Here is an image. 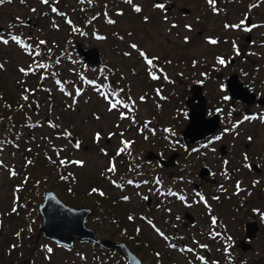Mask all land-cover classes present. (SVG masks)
<instances>
[{
    "label": "rangeland",
    "instance_id": "374dc122",
    "mask_svg": "<svg viewBox=\"0 0 264 264\" xmlns=\"http://www.w3.org/2000/svg\"><path fill=\"white\" fill-rule=\"evenodd\" d=\"M85 1L49 0L44 4L42 0H6L0 5V32L7 31L0 39H9L7 44L0 43V264H126L117 254L89 242L75 241L72 248L65 249L44 239L39 232L42 218L38 206L45 191L54 192L68 207L90 208L93 213L86 227L95 231L98 239L115 243L118 236L125 237L117 230L121 227L116 212L120 204L135 216L134 226L141 230L134 237L120 238L142 264H158L151 255L154 251L161 254L159 264H189L176 252L168 251L145 222H139L138 214H149L140 201L144 200L145 186L137 191L123 190L117 182L124 175V179L133 176L134 181H143L144 175L136 177L133 169L127 168L128 159L118 158L117 150L121 140L133 138L140 145L137 155L147 149L133 131V119L140 124L146 120L152 123L157 132L154 149L162 147L164 136L169 141L175 131L184 129L186 122L177 104L182 102L188 84L205 70L209 56L219 50L210 46L209 39L222 33L223 21L211 17L203 0H133L132 4L126 0ZM154 1L164 3L168 12L155 9ZM136 6L142 9L140 13L134 11ZM13 36L20 43L12 40ZM41 40L46 43L40 44ZM133 43L149 58L158 57L154 62L159 72L168 71L163 78L167 76L169 84L156 87L158 95L151 93L153 87L145 78L146 63L138 50L130 47ZM77 45L83 50L97 49L101 65H96V70L91 72L92 66L86 67L80 60ZM54 63L58 66L52 69ZM40 64L48 67L40 68ZM173 66H178L182 75L171 74ZM20 68L33 71L25 75ZM98 77L120 88L117 99L135 107L121 104L109 111L113 98L107 95L106 100L101 95L103 85ZM24 95L27 101L22 99ZM121 113L126 118L121 119ZM97 132L101 135L98 142ZM70 141L79 142L80 148ZM61 159L80 160L84 165L61 166ZM111 164L115 165L114 173L107 171ZM93 188L105 193L104 198L92 193ZM123 196L129 197L128 202H119ZM154 218L159 229L167 228L165 222ZM49 247L51 253L47 252ZM259 257L252 254L249 261L253 264Z\"/></svg>",
    "mask_w": 264,
    "mask_h": 264
},
{
    "label": "flooded vegetation",
    "instance_id": "af4514ba",
    "mask_svg": "<svg viewBox=\"0 0 264 264\" xmlns=\"http://www.w3.org/2000/svg\"><path fill=\"white\" fill-rule=\"evenodd\" d=\"M203 1L211 17L223 21L220 24L222 33L218 32L210 38L217 43H209L219 50L209 56L205 70H200V77L188 84L182 102L177 105L182 110L186 126L190 109H195L198 113L202 110L206 119L217 118L218 127L210 136L186 146L180 137L185 126L183 130L175 131L169 141L164 136L162 147L159 145L154 149L157 132L152 123L146 120L140 124L133 119L132 129L147 146L146 152L137 155L140 145L133 138L128 141L131 142L129 149L117 156L127 158V168H132L136 177L144 175V180L134 181L133 176L124 179V175L120 178L122 181L117 182V187L137 191L145 186L144 197L147 199L140 201H144L149 214L137 213L139 222H145L157 236L159 226L154 217L165 222L168 229H159L164 233L159 237L168 251L176 252L189 264H251L249 260L256 253L260 257L252 263L264 264V0H217L215 7L218 11H214L207 0ZM157 3L162 2L154 1V7ZM162 4L164 8L155 9L168 12L167 6ZM181 11L189 14L187 10ZM231 15L237 16L231 18ZM241 20L245 24L240 29L225 28L226 24H238ZM252 25L257 27L251 31L243 30ZM218 57L224 58L226 65L217 63ZM163 63V67L168 69L166 62ZM145 65V78L153 87L151 93L157 94L156 87L169 84V79L163 78L168 71L165 69L164 74L159 72L157 62L151 69ZM173 67L174 71H169L171 74L176 77L182 75L177 70L178 66ZM150 71L159 79L153 80ZM197 87L201 98L191 101L193 90ZM225 96L229 99L225 100ZM128 105L130 109L135 107L131 102ZM245 116L250 119L245 120ZM122 141L125 140H121L117 152L123 147ZM98 196L104 198L99 192ZM181 196L184 200L179 198ZM122 198L120 203L128 202ZM116 212L117 222L121 225L117 230L125 236H118L117 243H124L121 238L141 233V230L137 232L134 219L128 220L133 215L120 204H117ZM213 217L217 220L215 225L212 224ZM148 220L152 221L151 225ZM193 230L194 233L191 232ZM157 253L154 251L151 255L159 264L161 254L157 256ZM200 257L204 258L203 261Z\"/></svg>",
    "mask_w": 264,
    "mask_h": 264
},
{
    "label": "water",
    "instance_id": "95a60500",
    "mask_svg": "<svg viewBox=\"0 0 264 264\" xmlns=\"http://www.w3.org/2000/svg\"><path fill=\"white\" fill-rule=\"evenodd\" d=\"M77 53L84 63L91 66L101 65L97 49L83 50L77 45ZM200 98V90L197 87L193 90L191 101ZM188 117L189 123L180 133L186 146L210 136L218 127L217 118L206 119L202 110L198 113L195 109H190ZM70 142L75 147V143ZM43 197L38 212L42 218L39 232L44 239L67 249L72 248L75 241L89 242L103 251L118 253L127 264H141V260L124 243L98 239L95 231L86 227V221L93 213L91 209L68 207L52 191H45Z\"/></svg>",
    "mask_w": 264,
    "mask_h": 264
},
{
    "label": "snow or ice",
    "instance_id": "6c2138e0",
    "mask_svg": "<svg viewBox=\"0 0 264 264\" xmlns=\"http://www.w3.org/2000/svg\"><path fill=\"white\" fill-rule=\"evenodd\" d=\"M5 2H6V0H0V5L4 4ZM9 2H10V0H9ZM126 2H127L128 4H132V3H133V0H126ZM207 2H208L209 5L213 6V10H214V11H218V9L215 7V6H216V2H217V0H207ZM42 3H44V4H48V3H49V0H42ZM155 7H156V8H161V9H162V8H164V5H163V4H156ZM33 11H35V10L33 9ZM52 11H53V12H56L57 9H56L55 7H53V8H52ZM134 11L137 12V13H140V12L142 11V9H141L139 6H136V7L134 8ZM147 19H148V18L145 17V20H147ZM109 23H115V22L109 20ZM244 24H245V21H244V20H241L240 23H238V24H233V25H228V24H226V25H225V28L240 29ZM186 27L189 28V29H191V26H190V25H186ZM255 27H257V25H252L251 27H245L243 30H244V31H251L252 28H255ZM82 34H83V33H82ZM11 39L14 40V41H16L17 43H20L19 38L16 37V36L11 37ZM97 39H103V37H99V36H98ZM185 41L187 42V37H185ZM3 43L7 44V43H8V40H3ZM39 43H40V44H45L46 42L43 41V40H41ZM209 43L215 45V44L217 43V40H215V39H210V40H209ZM130 47H131L132 49H137V50H138V45L135 44V43L131 44ZM138 52H139V56L142 57V58H144L145 63L149 66V69H151L152 67H154V61H155V60H158V57H152V58H149V57L147 56V54H146L143 50H138ZM36 55H39V52H37ZM125 55H130V53H125ZM217 63H219L220 65H226L227 61H226L224 58H219V57H218V58H217ZM39 67H40V68H47L48 66H47V65L40 64ZM0 68H3V65H2V64H0ZM19 71H20L21 73H24L25 75H27L28 71H33V70H32V69H28V70H26V69H24V68H20ZM161 71H162V70H161ZM149 74L151 75V78H152L153 80L159 79V77H158L157 75L153 74L151 71H150ZM165 79H167L166 76H165ZM60 83H61V82H60L59 80H57V84H60ZM89 83H94V82H93V81H89ZM28 91H30V90H29V89H25V92H28ZM61 91H63V88H62V87H61ZM121 91H122V90H121ZM67 94H68V95H71V93H67ZM157 94H159V90H157ZM76 95H77V96L80 95V89H77V90H76ZM101 95L104 96V98H105L106 100L108 99V96H107L105 93L101 92ZM114 95H115V94H114ZM22 99H24L25 101H27V100H28V96H27V95H24V96H22ZM129 99H131V98L129 97ZM140 99H141V101H143L145 98H144V97H140ZM224 99H225V100H228L229 97L225 96ZM74 102H75V101H74ZM121 104H123V102H122L121 100H119V99H117L115 102H112L111 100H109V109H108V110H109V111H112V110L116 109L118 105H121ZM123 106H124V107H128L127 104H123ZM218 111H219V110H218ZM124 118H126V117H125V114H124V113H121V119H124ZM97 119H99V117H97ZM244 119H245V120H248V119H250V117L245 116ZM165 131L167 132V131H170V130H169V129H165ZM225 131H228V129H225ZM67 135H71V133H67ZM110 135H111V134H110ZM95 139H96L97 142L101 139V135H100V133L97 132V133L95 134ZM216 139L219 140L220 137H216ZM249 140H251V137H249ZM122 143H123V147L119 149V151L117 152V155H119L121 152H125V151H127V150L129 149V147H130V144H131V142H128V141H122ZM210 143H211V142H210ZM75 147H76L77 149L80 148V143L77 142V143L75 144ZM205 147H206V145H205ZM101 151H104V150L101 149ZM28 163L31 164L32 162H31V161H28ZM59 163H60L61 166H66V165L69 164V163H70V164H73V165L81 166V167L84 165V162H83V161H80V160L66 161V160L61 159V160L59 161ZM107 171H108V172H113V173H114V172L116 171L115 165H114V164H111L110 167L107 169ZM11 175H12V176H15V175H16V172H15V171H12V172H11ZM60 178H61L62 180L67 179V177H65V176H61ZM114 183H115V182H114ZM128 183L131 184L132 181L129 180ZM157 183H159V181H157ZM239 188H240V185H239V183H238V184H237V189L239 190ZM17 190H18V189H17ZM70 191H71V190H70ZM98 191H99V190L96 189V188H93V189H92V193H97ZM172 194L175 195V193H172ZM99 195L104 196L105 193H103L102 191H100V192H99ZM179 198H180L181 200H184V197H183V196H181V197H179ZM200 198H201V200L204 199L203 196H201ZM122 199H124L125 201H127V200L129 199V197L125 196V197H123ZM144 199H147V197H144ZM12 211H13V212H16L17 209H16L15 207H13ZM133 219H134V217L131 216V215L128 217V220H129V221H132ZM177 219H179V217H177ZM148 223L151 225V224H152V221H151V220H148ZM216 223H217V220H216L215 217H213V218H212V224L215 225ZM153 227L155 228V225H153ZM139 231H140V229H137V232H139ZM156 231L159 233V235L164 236V233H163V232H160V230H159L158 228L156 229ZM19 235H20V234L17 233V236H19ZM215 235H219V233H216ZM229 239H231V238L229 237ZM171 247H175V245H171ZM201 247H206V246H205V245H201ZM52 251H53L52 248H50V247L47 248V252H48V253H51ZM187 251L191 252V251H193V249H187ZM157 256H159V253H157ZM199 259H201V260L203 261L204 258H203V257H200Z\"/></svg>",
    "mask_w": 264,
    "mask_h": 264
},
{
    "label": "trees",
    "instance_id": "16d2710c",
    "mask_svg": "<svg viewBox=\"0 0 264 264\" xmlns=\"http://www.w3.org/2000/svg\"><path fill=\"white\" fill-rule=\"evenodd\" d=\"M83 2H86L85 0H83ZM55 14L59 15L58 11L55 12ZM85 74V73H84ZM89 78V77H88ZM99 78V77H98ZM85 80V79H84ZM100 82H102L103 85V89L101 92L105 93L106 95H108L109 97H112V101L115 102L117 100V95H118V90L116 88H114L110 83H107L106 80L99 78ZM86 83V80H85ZM99 92H96V94H98ZM115 94V95H114ZM44 195V193H43ZM42 195V197H43Z\"/></svg>",
    "mask_w": 264,
    "mask_h": 264
},
{
    "label": "bare ground",
    "instance_id": "6f19581e",
    "mask_svg": "<svg viewBox=\"0 0 264 264\" xmlns=\"http://www.w3.org/2000/svg\"><path fill=\"white\" fill-rule=\"evenodd\" d=\"M10 32H11V31H10ZM2 39H3V38H2ZM2 39L0 40V43L3 44V40H2ZM4 40H5V39H4ZM7 40H8V42H9V39H7ZM4 44H5V43H4ZM64 60L67 61L66 59H64ZM56 66H58V65L54 63L53 68L56 67ZM53 68H52V69H53ZM89 70H91V72H92V71H94V70H96V69H95V67H92V68L89 69ZM87 78H88V77H87ZM89 78H91V77H89ZM87 82H88V81H86V83H87ZM92 84H93V83H92ZM90 85H91V84H90ZM93 85H94V84H93Z\"/></svg>",
    "mask_w": 264,
    "mask_h": 264
}]
</instances>
